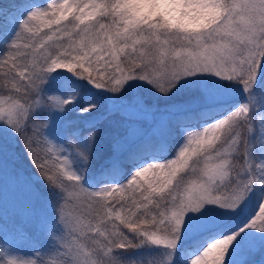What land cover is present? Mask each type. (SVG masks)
<instances>
[{
    "label": "snow or ice",
    "instance_id": "snow-or-ice-1",
    "mask_svg": "<svg viewBox=\"0 0 264 264\" xmlns=\"http://www.w3.org/2000/svg\"><path fill=\"white\" fill-rule=\"evenodd\" d=\"M0 73V264H264V0H0Z\"/></svg>",
    "mask_w": 264,
    "mask_h": 264
},
{
    "label": "rangeland",
    "instance_id": "rangeland-1",
    "mask_svg": "<svg viewBox=\"0 0 264 264\" xmlns=\"http://www.w3.org/2000/svg\"><path fill=\"white\" fill-rule=\"evenodd\" d=\"M99 18L100 17L97 16V19ZM69 19H71V17H69ZM0 75H2V73H0ZM41 148H43V145ZM0 178V215L3 216L4 220L8 221L12 216L17 201L21 198V192L9 176L5 175ZM255 259L257 261L260 259L259 254L256 255Z\"/></svg>",
    "mask_w": 264,
    "mask_h": 264
},
{
    "label": "trees",
    "instance_id": "trees-1",
    "mask_svg": "<svg viewBox=\"0 0 264 264\" xmlns=\"http://www.w3.org/2000/svg\"><path fill=\"white\" fill-rule=\"evenodd\" d=\"M7 0H5V2H6ZM1 179V178H0Z\"/></svg>",
    "mask_w": 264,
    "mask_h": 264
}]
</instances>
